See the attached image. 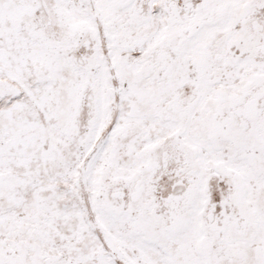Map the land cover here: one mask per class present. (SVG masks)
Wrapping results in <instances>:
<instances>
[{
  "label": "snow or ice",
  "instance_id": "snow-or-ice-1",
  "mask_svg": "<svg viewBox=\"0 0 264 264\" xmlns=\"http://www.w3.org/2000/svg\"><path fill=\"white\" fill-rule=\"evenodd\" d=\"M0 264H264V0H0Z\"/></svg>",
  "mask_w": 264,
  "mask_h": 264
}]
</instances>
